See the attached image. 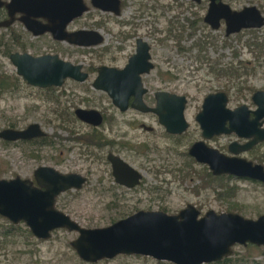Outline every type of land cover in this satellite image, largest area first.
I'll list each match as a JSON object with an SVG mask.
<instances>
[{
    "label": "rangeland",
    "instance_id": "1",
    "mask_svg": "<svg viewBox=\"0 0 264 264\" xmlns=\"http://www.w3.org/2000/svg\"><path fill=\"white\" fill-rule=\"evenodd\" d=\"M225 2L234 10L255 5L264 14V9L260 6L261 4L264 6V0H225ZM133 4H136L135 7L129 5L121 18L116 20L117 22L108 20L105 24L103 32L107 40L102 47H113L115 51V47L123 42L119 35L125 27L121 22L130 19L134 23L131 29L134 34L123 46L125 51L116 54L120 55L116 63L110 59L109 54L97 55L93 49L86 50L83 55L71 52L66 54L62 52L61 55L71 62L83 64L85 68L92 65L96 68L123 66L127 57L134 52V42L137 38L145 39L153 46L156 66L154 72L145 78L146 86L153 93L158 89L167 88L178 90L182 95L189 97L186 116L191 128L188 137L176 142L168 138L162 129H157L156 123H147L156 128L154 133L144 131L142 128L136 129V124L129 125L128 123H135L133 119L146 123L149 118L136 116L134 112L127 114L117 112L106 93L94 90L90 95H86L85 90L92 84V79L86 84L76 85L67 82L66 96L62 97L61 102H50L46 99L49 93L44 91L27 90L13 96L3 95L0 98V128L15 124L16 121L22 127L36 122L47 132L48 137L58 134L66 138L69 133L62 128L60 118L65 106L71 107L72 111L77 108H93L103 113L114 114L117 119L115 134L125 135V137L117 136V141L128 142L132 147H130L132 151L117 150V148L116 150L144 174V184L137 192L127 194V200L123 202L126 214L138 210H160L176 215L188 205H194L202 215L210 210L219 214L231 211L246 219H258L264 215L263 186L236 179L231 180L229 184L216 182L213 184V187L215 186L213 189L200 188L202 184L200 178L205 177L203 175L206 174L203 165L192 164L185 155L193 142L202 140L201 130L195 117L201 111L202 102L207 95L225 92L230 98L229 108L235 109L247 105L252 110L256 109L252 96L256 91H264V52L261 53L257 45L264 46V27L255 32L246 30L227 37L224 24L219 30H212L204 23L203 19L208 10L206 2L197 5L191 0H134L131 5ZM88 5L89 12L77 22L75 28H98L97 13L90 2ZM179 34L181 39L177 41L174 35ZM51 45L49 43V46ZM0 62L4 66V71L14 74L15 67L8 60L3 59L1 54ZM229 64L242 65L244 68L246 66L249 74L240 72L238 80L230 79L231 76L228 74H220L219 71L227 68ZM86 97L89 102H80ZM152 122L156 121L152 120ZM233 140L234 137L227 136L218 143L225 144ZM63 144L65 142L58 140L54 148L49 146L37 148L29 157L30 151H25L24 147H9L0 143V178L11 180L21 177L32 180L35 170L41 166H54L65 173L71 171L85 173V167L89 170L90 167L95 166L93 162L81 160L80 149L69 153L68 165H57V157L60 158L62 151L66 153ZM211 145L214 148L219 146L216 142H212ZM170 146L175 150H169ZM176 150L179 153H176ZM79 157L81 162L71 165V161ZM98 178L99 176L93 175L91 183L82 191L66 192L57 201V208L84 228L108 227L124 218L122 213L108 211L107 204L111 201V197L110 195L101 197L98 193L100 192V189L97 190ZM220 183L226 185L228 189L235 190L234 197L229 201H223L217 195L218 189L222 191L223 188ZM230 202L238 205L231 206ZM78 236V233L67 230L53 232L51 238L46 241L35 237L27 241L19 236L8 240L6 248H0V264H91L80 259L71 246ZM254 247L257 249H252L249 245L235 246L231 264H264V247ZM95 264L172 263L159 262L144 256L121 255Z\"/></svg>",
    "mask_w": 264,
    "mask_h": 264
},
{
    "label": "water",
    "instance_id": "2",
    "mask_svg": "<svg viewBox=\"0 0 264 264\" xmlns=\"http://www.w3.org/2000/svg\"><path fill=\"white\" fill-rule=\"evenodd\" d=\"M33 1L40 10L37 16L46 18L49 14V18L53 17L55 22H61L64 28L88 11L84 0ZM192 1L201 3L202 0ZM207 1L209 8L204 21L213 30H219L223 22L226 36L264 27V14L255 5L234 10L225 0ZM92 5L110 11L109 7H102L97 0H92ZM55 29L56 27L49 30ZM55 38L87 48L98 46L104 40L97 31H82L70 35L55 34ZM149 59V45L142 43L139 54L130 60L124 71L102 67L93 86L96 90L107 93L113 104L122 111L129 108V99L134 96L135 100L131 105L133 108L157 114L169 133L181 134L189 127L184 115L187 102L184 96L158 93V106L155 109L149 108L143 101L146 89L143 88L139 75L153 68V65L148 63ZM11 60L17 67L18 74L29 84L39 88L61 87L66 79L84 82L89 76L83 72L82 65L65 62L58 56L33 58L15 54ZM127 78L133 90H126V84L123 83ZM253 101L259 106L255 112H251L246 105L232 110L228 107L229 96L226 93L209 95L197 117L204 138L232 133L253 136L244 133V129L250 125L248 121H251V114L256 116V120L252 121L253 127H256L257 134L260 133L257 126L259 120L264 117V92L258 91ZM75 113L80 120L90 124L99 125L103 121L101 113L97 110L77 109ZM46 134L39 124H33L25 131L3 130L0 132V139L29 140L44 137ZM249 146L239 148L234 145L230 151L238 155ZM189 154L198 162L208 164L215 176L232 175L264 184L262 165L224 155L209 148L203 141L194 144ZM110 160L114 165L119 164L132 182L121 181L122 184L134 186L140 183L142 175L136 169L117 157L112 156ZM34 181L21 177L11 180L0 178V216L14 225L24 223L38 240H49L57 230L78 233V238L71 246L86 263L95 264L121 255H136L172 264H212L231 257L233 248L237 245L264 247V215L258 219H246L236 213L219 214L213 210L202 215L194 205H188L176 215L163 211L141 210L108 227L84 228L56 206V199L61 194L82 188L86 181L83 176L66 175L49 166H41L34 172Z\"/></svg>",
    "mask_w": 264,
    "mask_h": 264
},
{
    "label": "flooded vegetation",
    "instance_id": "3",
    "mask_svg": "<svg viewBox=\"0 0 264 264\" xmlns=\"http://www.w3.org/2000/svg\"><path fill=\"white\" fill-rule=\"evenodd\" d=\"M84 1L88 7V11H86L81 17L75 18L71 23L67 25L66 28H64L61 22H55L53 17L49 18V14L46 18L42 16H37V14L40 13V10L38 6L35 5L33 0H0V54L3 59L8 60L14 66L11 60V57L15 54H18L20 56L28 55L33 58H41L45 56H58L61 60L65 62H69L74 65H82L83 72L89 75L87 80L84 82H79L73 79H66L61 87L52 86L48 88H39V87L29 84L26 80H24L23 76L18 74V70L16 66H14L16 70L14 74H10L9 72L4 71L3 69L4 66L0 62V98H2V96L4 95L5 87H7L6 83H8V87L10 86L9 91L15 94L17 93L20 94L21 92L24 93L27 90L47 92L49 93V95L46 97V99H48L50 102H53V103L61 102L62 97L66 96L65 85L69 81L77 85V84H86L90 79H92V84L90 86H87L85 90L86 95H90V93H92V91L94 90L105 93L103 91L96 90L93 86L94 82L100 75V69L102 67H108V68H113L117 71H124L129 65L130 60L135 55L139 54V47L142 45V43H147L149 45V54H150V59L148 63L153 65V68L150 69L148 72L141 73L139 75L141 78L143 88L146 89V93L143 95V101L145 105H147L149 108H154V109L157 108L158 99L156 95L158 93H168L170 95H176L179 97L184 96L187 99L185 110H184V115L187 120L186 113L188 112L189 103H190L189 97L187 95H182L180 92H178V90H169L167 88L158 89L156 90V92L153 93L146 86L145 78L149 77L154 72L156 66H155L154 59H153L154 58L153 46L151 45V43H149L145 39L140 38V37L137 38V40L134 42V52L131 53L127 57L126 63L123 66H100L96 68L95 66L92 65L88 68L87 67L85 68L83 64H80L78 62L76 63L73 61L71 62L69 59L62 57L61 55L62 52L65 54L67 52H71V53H77V54L83 55L87 51H91L93 49L95 54L97 55L104 54L105 56H107L109 54L110 59H112L116 63V61L120 58L118 57L120 55L117 56L116 54L118 53L120 54L125 51V48L123 46L125 45V43H127L130 40L131 36L134 34L132 33V30H131L132 25H134L132 20L129 19L123 23L121 22V25L125 27L124 29L125 31L124 30L120 31V35H119L122 37L121 41L123 42H120V45L118 47H115L116 48L115 51L113 50V47L112 48L102 47V46H105V42L107 40V37L103 31L105 28V24L108 23V20L117 22L116 20L121 18L123 13L126 12V9L128 8L129 5L130 7L132 6L135 7L136 4L131 5V3L134 2V0H97V2L102 7H104L103 5H105L106 7H109L110 11H104L101 7L93 6L92 0H84ZM88 2H90V4L92 5V7L95 9L97 13L96 17L99 19L97 21L98 28L97 29H86V28H77V27L75 28L77 22L83 19V17L89 12L90 7L88 5ZM192 2H194L197 5H200L203 2H206L208 3V8H209V2L207 0H202L201 3H197L195 1H192ZM204 23L208 25L205 21ZM223 24L224 23L222 22V25ZM54 27H56L54 31L49 30V29H53ZM128 27L129 29H127ZM209 27L211 28V26ZM258 30L260 29H252L251 31L255 32ZM82 31H97L103 37L104 40L98 46L87 48V47L79 46L76 44H71L66 40H58L57 38H55V34L60 35L62 33H67L70 35V34L82 32ZM243 31H246V30H243ZM176 40L178 41V38ZM49 43L52 44L53 46L52 45L49 46ZM129 82H130L129 79L127 78L125 80V83H123V84H126L125 85L126 90H130L133 88V86H130L128 84ZM13 83H16V84L12 86L11 84ZM114 83L117 84V81L114 80ZM259 91H262V90H259ZM257 92L258 91H256L252 96V102L253 104H255L256 109L252 110L248 107L251 112H255L259 108V106L253 101V97ZM209 95H207L204 98L202 102V106H201V111L203 110L204 101ZM134 100H135L134 96L130 97L129 108H127L125 111L120 110L117 106L113 104V101L111 100L113 108L117 112L119 111L122 114L134 112L136 113V116L139 115V116L149 118V121L147 120L146 123L145 122L140 123L138 119H133L135 123H128L129 125L133 126L136 124V127H135L136 129L142 128V130L144 131L154 133L156 132V128L153 127L152 125H148L147 123L148 122L156 123L157 129L158 128L162 129V131L165 132L164 134H166L168 138L175 140L176 142L181 141V139L185 138L187 134L189 133L191 125L189 124L188 121L187 122L189 124V127L183 133L181 134L169 133L167 131V128L160 122V118L157 114L153 112H141L133 108L131 105L134 102ZM80 102H89V100L86 97V98H83ZM77 109L99 111L103 117L102 123L99 125H94V124H90V123L80 120L75 113ZM77 109L72 111L71 107L65 106L63 109V112L60 114V118L62 120V128H64L69 133L66 138H63L58 134H52V135H49L48 137V134H46V136L44 137H41V138L36 137V138L29 139V140L5 141V140L0 139V143L5 146L7 145L9 147L10 146L24 147L26 148L25 151H30V154H29V157H30L32 156V152L35 149L37 148L40 149L44 146V145H40L41 144L40 139L49 138L48 139L49 148L56 147L58 140H60L63 143L65 142V144H63L62 146L65 148L64 150H66V153L64 151L61 152L60 158L57 157L56 164L63 165V166L64 164L68 165L70 163V161L68 160L69 153L71 151H74L75 149H80L79 156L81 157V160L82 161L86 160L90 163L93 162V164L95 165L92 168L90 167L89 170L87 169V167H85L87 169V170L84 169L85 173L75 172V171L65 173V172L60 171L57 167L49 166L51 168H54L55 170H57L58 172L62 174H66V175L67 174L68 175L69 174H79L85 178L86 181L83 184L81 189L68 190L67 192L70 193L72 191H82L86 186H88V184L91 183V179L93 178V175L95 176L97 175V177L99 176L98 180H96L98 184L97 190L100 189L99 190L100 192L98 193L101 195V197H106L108 195H110L111 197V201H109L107 204L108 211L114 210L118 213H122V215H124L123 216L124 218H127L133 215L134 213L141 211V210H138L131 214H126L124 212L126 210L124 209L123 202L127 200L126 199L127 194L137 192L138 189L144 184V174L140 170L135 168L128 160H126L121 154L117 152L118 149H121V150L126 149V150L132 151L131 150L132 147L129 145L128 142H125V141L118 142L117 141V136L125 137V135L115 134V132L117 131L116 130L117 119L115 115L103 113L102 111L98 109H93V108H77ZM201 111L196 115L195 119H196V123L199 125V128L201 130L202 140H198L193 143L191 142L192 144L190 143L191 145L189 147L187 155L185 156L189 157L190 161H192V164L198 163L200 165H203V168L206 172V174H204L203 176H205L207 180L208 179L212 180L210 179V177L207 178L209 176L208 174L210 173L212 177H217V178L231 177V180L237 179L241 181H249V182L256 183V184L259 183L264 186L262 182L254 181L251 179H241V178H237L232 175L215 176L208 164H203V163L198 162L195 157L189 154V151L194 144L203 141L206 143V145L209 148L216 149L224 155H227L229 157H237L240 159H245L247 161L252 162L254 165H262L264 167V156H260L264 154V153H260L264 151V117H262L259 120V125L257 126V130L260 131V133L257 134L256 127L255 128L253 127V122H252L256 120V116L254 114H251L250 116L251 121H248L250 125L244 129V133L252 134L253 136H250V137L239 136L236 133H232V134H221L219 136H213L212 138L207 139V138H204L202 127L200 123L197 121V117L201 113ZM152 120L156 122H152ZM18 124L19 122L16 121L15 124H11L8 127L0 128V132L6 129H12L16 131H25L30 125L39 124V123L34 122L32 124L27 125L26 127L19 126ZM227 126L229 127V124H227ZM113 136H116V137H113ZM227 136L234 137V140L231 142L228 141L225 144L218 143V141L226 139ZM212 142H216L219 146H215L216 148L212 147L211 145ZM234 145H237L239 148L243 146H249V145L251 146H249L247 150L240 152L238 155L237 154L235 155V153H232L230 151V148ZM27 148L30 150H28ZM168 149L175 150L172 146H170V148ZM177 152L179 153L178 150H176V153ZM112 156L123 160L126 164L136 169L142 175V178L140 179V183L134 186H130L129 184L128 185L122 184L121 181H124V183H129V182L132 183V182L130 179H128L127 175L123 172L119 164L115 163L114 165V163H112V161L110 160V157ZM246 156L248 158H246ZM80 157L79 159L75 161H71V165L72 164L76 165L77 162H81ZM30 181H34V179ZM230 181L225 180L223 181V183L229 184ZM212 184H213V180H212ZM207 189H213V188L208 187ZM218 191L223 192L226 196L228 195V188H226V185H223L222 191H220L219 189ZM219 192H217V195ZM59 197H57L56 199V205L58 203L57 201H59L58 200ZM147 211H153V210H147Z\"/></svg>",
    "mask_w": 264,
    "mask_h": 264
},
{
    "label": "trees",
    "instance_id": "4",
    "mask_svg": "<svg viewBox=\"0 0 264 264\" xmlns=\"http://www.w3.org/2000/svg\"><path fill=\"white\" fill-rule=\"evenodd\" d=\"M262 9H264V6H262V4L260 5ZM251 32H254V31H251ZM174 37L178 40L181 39V35H174ZM258 45V48H259V51L262 53L264 52V46L262 45ZM264 54V53H263ZM241 64V63H240ZM216 69V68H215ZM220 74H228L230 75L231 77H229L230 79H237L239 78V75H240V72H242V74H249V71H248V67L245 66H237V65H234V64H229L227 68H223L222 71H219ZM16 84V83H13L11 84L12 86ZM6 86L5 87V91H4V95H15V93H11L9 91V87H8V83H6ZM11 86V87H12ZM41 140V144L40 145H44V146H49V140L47 138H44V139H40ZM209 176L207 178L210 177V179L213 180V184H215L216 182H219V181H230L231 180V177H227V178H223V177H220V178H217V177H212L210 175V173L208 174ZM202 179V184L199 186L200 188H203V189H207L208 187H213V184H212V180H207L205 177L201 178ZM221 187H223L222 183H220ZM257 185H261L259 183H257ZM263 186V185H261ZM264 187V186H263ZM235 195V190L233 188H229L228 189V195L226 196L223 192H219L218 193V196L219 198L223 199L224 201L226 200H230L231 198H233ZM227 198V199H226ZM231 203V202H230ZM233 205H238L236 203H231V206ZM234 207H237V206H234ZM232 212L233 209H232ZM231 213V211H230ZM22 237L24 240H27V241H31L32 239H34V236L33 234L31 233V231L25 227V224L24 223H20L19 225H14L12 224L10 221H8V219H5L4 217L0 216V248L4 249L7 247V244H8V240H11V239H16L17 237ZM255 246V245H254ZM253 245L249 244V247L252 248V249H257L256 247H254ZM233 262L232 260V257H229V258H226L224 259L223 261L221 262H218V263H212V264H231Z\"/></svg>",
    "mask_w": 264,
    "mask_h": 264
}]
</instances>
